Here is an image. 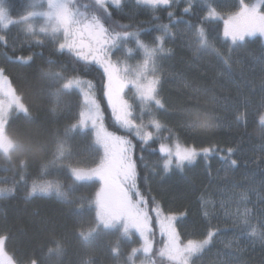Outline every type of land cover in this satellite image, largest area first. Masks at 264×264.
Instances as JSON below:
<instances>
[{
    "label": "trees",
    "instance_id": "obj_1",
    "mask_svg": "<svg viewBox=\"0 0 264 264\" xmlns=\"http://www.w3.org/2000/svg\"><path fill=\"white\" fill-rule=\"evenodd\" d=\"M222 2V15L237 8L236 1ZM101 9L105 22L97 15L92 25L107 28L110 36H126L121 42L134 54L124 59L141 60L136 46L152 48L160 40L164 50L156 62L160 128L150 142L131 137L135 198L151 214L159 208L178 216L182 243L209 241L190 264H264V235H251L253 226L264 221L263 41L230 45L221 37L223 23L209 20L196 0L160 8L125 0L120 7ZM0 74L27 108L26 114L10 118L6 133L15 147L8 156L0 154V188L10 191L0 198V237L12 263L138 262L136 238L99 224V183L77 182L71 175L72 169L100 166L104 154L89 128L79 126L80 94L66 89L62 79L91 81L107 127L118 132L102 69L70 50L59 51L51 41L34 42L19 24L7 29L0 24ZM163 143L202 153L191 165L166 170L159 153ZM46 182L58 183L61 196L31 194L33 186Z\"/></svg>",
    "mask_w": 264,
    "mask_h": 264
},
{
    "label": "rangeland",
    "instance_id": "obj_2",
    "mask_svg": "<svg viewBox=\"0 0 264 264\" xmlns=\"http://www.w3.org/2000/svg\"><path fill=\"white\" fill-rule=\"evenodd\" d=\"M125 0H0V24L3 29L19 24L25 34L36 43L46 40L55 43L59 51L70 50L102 69L105 76L104 94L113 122L121 130L107 127L103 106L97 99L93 83L83 78H63L66 89L75 90L83 100L80 124L94 135L96 144L104 154V162L91 169H72L77 182L99 183L95 198L97 217L101 227L116 229L119 233L137 240V255L149 257L134 264H156L164 259L172 264H190L209 241L182 243L177 233L178 216L165 215L159 208L151 214L140 198H135L136 163L135 137L150 142L160 128L156 112L163 108L157 89L160 77L156 62L162 55V40L154 47H139L141 60H128L123 56L134 54L128 44L121 41L125 35L110 36L97 25H92L102 9L120 7ZM150 7H167L181 0H134ZM207 10L211 21L223 23L222 39L235 46L260 38L264 43V0H241L234 12L225 11L222 0H196ZM226 1V0H224ZM231 5V2L229 3ZM240 6V7H239ZM234 7V8H235ZM238 9V10H237ZM222 12V13H221ZM105 22V20L103 19ZM192 37V35L190 36ZM189 37V38H190ZM30 59H25L29 61ZM27 108L17 95L10 80L0 74V153L8 156L15 143L6 133V126L15 114H26ZM152 128L153 130H151ZM159 153L164 157L163 168L181 169L195 162L202 152L180 144H160ZM0 188V198L9 194ZM33 196H61L58 183H43L31 188ZM259 222V220H257ZM256 223V222H255ZM253 232V233H252ZM251 235H264V221L253 226ZM258 233L254 234V233ZM158 253L152 257L156 244ZM0 264H12L0 237Z\"/></svg>",
    "mask_w": 264,
    "mask_h": 264
}]
</instances>
